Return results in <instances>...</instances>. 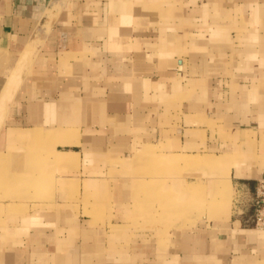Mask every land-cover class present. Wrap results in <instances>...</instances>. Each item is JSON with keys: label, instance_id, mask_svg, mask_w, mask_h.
<instances>
[{"label": "crops", "instance_id": "crops-1", "mask_svg": "<svg viewBox=\"0 0 264 264\" xmlns=\"http://www.w3.org/2000/svg\"><path fill=\"white\" fill-rule=\"evenodd\" d=\"M259 177L264 0H0V264H264Z\"/></svg>", "mask_w": 264, "mask_h": 264}, {"label": "built area", "instance_id": "built-area-1", "mask_svg": "<svg viewBox=\"0 0 264 264\" xmlns=\"http://www.w3.org/2000/svg\"><path fill=\"white\" fill-rule=\"evenodd\" d=\"M232 212L242 227L264 231V177L255 179L252 189L234 188Z\"/></svg>", "mask_w": 264, "mask_h": 264}, {"label": "rangeland", "instance_id": "rangeland-1", "mask_svg": "<svg viewBox=\"0 0 264 264\" xmlns=\"http://www.w3.org/2000/svg\"><path fill=\"white\" fill-rule=\"evenodd\" d=\"M233 193H234V190L231 188L230 189V196H229V206L231 205V200H232V197H233ZM183 205H185V203H183ZM191 205H192V203H188V207L189 208H191ZM194 205H195V203H194ZM204 205H205V203H204ZM174 206H168V213H169V211L172 209H175V208H173ZM205 210H206V207H204L203 205L201 206V202H200V206H199V209H198V213H199V215L200 214H202V213H204L205 212Z\"/></svg>", "mask_w": 264, "mask_h": 264}]
</instances>
